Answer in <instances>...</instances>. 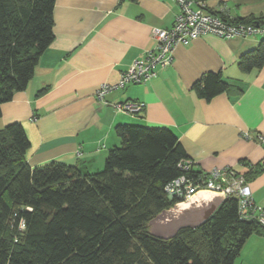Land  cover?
Returning a JSON list of instances; mask_svg holds the SVG:
<instances>
[{
	"label": "trees",
	"instance_id": "16d2710c",
	"mask_svg": "<svg viewBox=\"0 0 264 264\" xmlns=\"http://www.w3.org/2000/svg\"><path fill=\"white\" fill-rule=\"evenodd\" d=\"M194 1L233 24H264V13L231 17L226 8ZM55 3L0 0V117L2 104L27 87L55 38ZM238 65L243 72L264 65V38ZM232 85L221 72L208 71L193 89L211 100ZM115 129L120 144L101 170L90 172L57 160L31 166L23 124L0 126V264H235L250 236H264V225L244 218L234 197L197 227L171 238L152 234L151 219L176 202L166 185L204 173L180 166L188 154L168 127L120 123ZM262 171L264 163L250 164L245 176Z\"/></svg>",
	"mask_w": 264,
	"mask_h": 264
},
{
	"label": "crops",
	"instance_id": "0c3cea01",
	"mask_svg": "<svg viewBox=\"0 0 264 264\" xmlns=\"http://www.w3.org/2000/svg\"><path fill=\"white\" fill-rule=\"evenodd\" d=\"M205 3L226 8L231 17L264 13V0ZM179 11L177 0H56L55 38L27 87L2 104L0 117L1 127L23 124L31 166L57 160L83 171L101 170L109 150L121 142L115 129L120 123L172 129L197 171L232 167L246 173L250 164L264 163V145L257 138L264 135V65L250 72L238 65L263 34H205L179 45L173 63L146 83L97 96L101 84L118 82L137 57L156 47L153 30L171 27ZM208 71L221 72L233 83L211 100L193 89ZM118 103L144 108L120 111ZM248 181L263 205L264 171Z\"/></svg>",
	"mask_w": 264,
	"mask_h": 264
},
{
	"label": "built area",
	"instance_id": "2783aa9c",
	"mask_svg": "<svg viewBox=\"0 0 264 264\" xmlns=\"http://www.w3.org/2000/svg\"><path fill=\"white\" fill-rule=\"evenodd\" d=\"M180 11L174 24L169 28H155L154 38L156 47L148 49L142 56L137 57L127 70L122 72L120 80L116 83H103L97 89V96L103 98L108 92L124 88L133 83H146L157 76L159 70L171 65L174 61L175 50L181 44H186L205 34L213 33L223 38L249 36L253 34L264 35V24L230 23L219 15L206 11L204 2L194 0H177ZM196 5V6H194ZM117 110H143L141 103H118ZM244 137L250 138L249 132ZM264 145V135H257ZM183 169L192 168L190 160L180 163ZM199 180L182 174L166 185V192L175 204L190 201L200 192H213L225 197H234L238 200L240 214L244 218H256L264 225V208L256 204L252 187L245 173L238 172L232 167L214 168L203 172Z\"/></svg>",
	"mask_w": 264,
	"mask_h": 264
},
{
	"label": "water",
	"instance_id": "95a60500",
	"mask_svg": "<svg viewBox=\"0 0 264 264\" xmlns=\"http://www.w3.org/2000/svg\"><path fill=\"white\" fill-rule=\"evenodd\" d=\"M225 196L213 192H200L190 201L174 204L151 219L152 234L171 238L186 227H197L207 221L221 205Z\"/></svg>",
	"mask_w": 264,
	"mask_h": 264
},
{
	"label": "rangeland",
	"instance_id": "374dc122",
	"mask_svg": "<svg viewBox=\"0 0 264 264\" xmlns=\"http://www.w3.org/2000/svg\"><path fill=\"white\" fill-rule=\"evenodd\" d=\"M256 204L264 208V204L258 202ZM235 264H264V236L258 234L250 236Z\"/></svg>",
	"mask_w": 264,
	"mask_h": 264
}]
</instances>
